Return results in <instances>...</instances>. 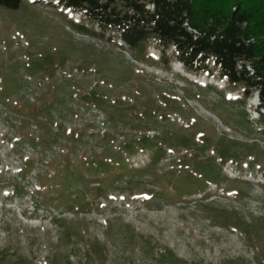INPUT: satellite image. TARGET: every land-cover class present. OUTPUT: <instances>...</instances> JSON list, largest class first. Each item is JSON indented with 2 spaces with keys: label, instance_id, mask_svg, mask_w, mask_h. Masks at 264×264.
<instances>
[{
  "label": "rangeland",
  "instance_id": "1",
  "mask_svg": "<svg viewBox=\"0 0 264 264\" xmlns=\"http://www.w3.org/2000/svg\"><path fill=\"white\" fill-rule=\"evenodd\" d=\"M57 1L0 7V264H264L257 92Z\"/></svg>",
  "mask_w": 264,
  "mask_h": 264
},
{
  "label": "trees",
  "instance_id": "2",
  "mask_svg": "<svg viewBox=\"0 0 264 264\" xmlns=\"http://www.w3.org/2000/svg\"><path fill=\"white\" fill-rule=\"evenodd\" d=\"M21 3L0 0V7L16 10ZM56 6L80 13L102 39L113 33L130 53L154 40L167 67L176 61L210 75L213 65L229 86L244 90V100L257 92L264 128V0H58Z\"/></svg>",
  "mask_w": 264,
  "mask_h": 264
}]
</instances>
